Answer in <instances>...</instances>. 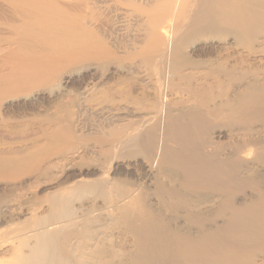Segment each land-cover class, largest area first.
<instances>
[{"label": "bare ground", "instance_id": "obj_1", "mask_svg": "<svg viewBox=\"0 0 264 264\" xmlns=\"http://www.w3.org/2000/svg\"><path fill=\"white\" fill-rule=\"evenodd\" d=\"M111 6L114 8L113 10L121 16V20L125 25L130 22L129 31L126 34L124 41H117L112 38L111 34L102 28L103 10L107 8L109 9ZM192 9L196 11V17L199 19H197L198 22H193L189 25L187 21L183 22V20H185V16L188 11ZM205 10L209 11L208 15L202 12ZM198 43H211V46H214L219 53L222 50H225L226 57L231 62H234L235 57H238L240 58V62L250 68L261 64L264 61V0H0V115L6 102L13 100H23L25 102H29L32 106L31 108H33L32 111L38 112V105L47 110L49 104L61 99L76 82L78 84L75 86L77 90L73 100L77 101L78 105L94 103L96 104L95 106L99 107L100 105L113 100L115 96L113 94H116L118 99H116V96L115 99L118 102L116 103L115 100L113 102L111 101L113 103L112 108L116 106L113 109V121L110 122L112 128L106 132L105 136L107 138L102 137L100 141L106 140L108 147L115 151H120L123 144L126 146L131 144L132 146L136 140H138L137 143L142 147L145 154L144 156H141L144 158L141 161L142 166L150 174L153 171L155 172L157 168H160L159 166L162 165L161 163L165 161L168 162V159L166 158L170 157H167V154L164 157L163 154V142L166 136H164V133L167 126L169 127L168 124H173L170 123L171 119H173L172 116L174 117L177 114L181 115L177 111L176 106L181 103H185L186 100L184 98L186 97H180L181 95L178 93V88L180 82L184 79L183 77L190 74H186L185 70L191 69L189 67V62L192 61L191 54L194 52V48ZM219 57L220 56H218V58L209 59L208 65L213 66L216 64L220 60ZM243 64H241L240 67H242ZM147 70L151 72L150 74L152 77L154 76L153 78L148 77L151 79L152 84L149 91H146V87L142 85L145 80H149L147 78ZM190 71L191 70H189V72ZM110 76L111 78H109ZM88 77H95V80L90 83L82 84L84 79ZM109 81L112 82L109 83ZM260 83H262V78L259 76L248 78L245 82L247 85ZM202 84L201 86H203ZM218 88L220 89L219 86ZM193 89H195V87ZM198 89L196 90L198 91ZM244 89H246V86ZM196 90L192 91L196 93ZM194 93L191 92L188 95H193ZM202 94H204L203 91ZM192 95H190V97ZM196 97L199 96L197 95ZM202 97L203 96H201V98ZM189 98H186L187 101H189ZM201 98L199 99L200 102ZM196 99L198 98L191 100L190 105L192 101H197ZM140 101L142 105H140ZM225 101L227 103V100ZM114 103H116V105H114ZM133 104L136 105L135 108L139 107L140 109H132L133 106L131 107V105ZM99 108H101V106ZM184 111L182 110L180 112L183 113ZM184 114H186V112ZM206 118L207 117H205V119ZM210 122L211 121H209V123ZM75 123L77 129H84L81 125L83 122L81 123L77 120ZM55 125L57 126L52 127L48 132L49 137L47 141L59 142L62 138H64L65 140L59 143L58 146L61 147L65 142H67V147L68 145L71 146L77 133L76 129L73 127L71 114L68 115L67 120L55 123ZM83 125L85 124L83 123ZM93 126L94 125L86 128L85 130H88L89 132L92 130L99 131L97 129L98 125L95 127ZM151 127H154L157 131V136L153 138L152 143V140H149L147 137V133H149V129ZM38 129L41 130V126H39ZM48 129V127L44 128V130ZM100 129L102 131V128ZM207 130L210 131L212 129ZM207 130L204 131L207 132ZM167 132L169 134L168 130ZM98 133L100 132H97V134ZM200 133L202 134L203 131ZM87 135L88 134H86V136ZM83 136H85V134ZM203 136L205 137V135ZM207 138V140H209V137ZM212 142L213 140H211V143ZM211 143L207 142V144ZM245 144L248 146L249 143ZM249 145L253 146L251 143ZM58 146H56L57 150H59ZM134 146H136V144ZM252 146H250V148ZM18 147L19 148L14 151L15 154L22 153L28 148L27 145H20ZM245 148L248 150V147L244 146V149ZM252 148V152L254 153L253 150H255L256 147L255 149L254 147ZM12 149L13 148L3 149L1 147L0 154L7 153L5 152L6 150ZM85 150V146H76L71 154V157L74 160L75 157H78V155ZM139 151L143 154V151L140 149ZM164 153H167L166 149ZM135 154L138 153H134V156ZM260 154L262 155V153H259V155ZM250 157H242L245 159L244 162L246 167L248 165L251 167L252 164L258 160L255 159L254 161V159L252 157L251 159ZM67 160L69 159H64L62 163ZM240 162L242 163V161ZM241 163H239V167ZM29 166H33V162L29 160H25L23 162L0 161V173L8 172V174L14 175L24 167ZM242 166H244V164ZM250 167H247L246 171L256 169V166ZM45 168H47V166H45ZM157 170L156 172H158ZM58 171L60 173L62 170L58 169ZM185 176L187 177V175ZM122 182L124 181H119V183ZM141 183L138 185L139 187L141 186ZM135 185L137 186V183ZM184 187L186 186L184 185ZM122 188H125V186L123 187L122 185ZM134 188L129 189L119 196L111 194L106 195L103 193L102 187L101 189L99 188V191L96 194L97 196L103 194L104 200H106L105 197H109V202L107 200L106 201L108 202L107 205L109 204L110 206H108V209L106 207V210H101L107 212L104 217H107L108 219L112 218L113 220L120 215L131 218L134 213L130 212V210L137 208L142 209V213L140 212L141 215L148 212V209L151 207H146L144 204L146 202L142 201L140 193ZM170 188L168 187V189ZM181 188L182 186L180 189ZM182 189L184 190V188ZM228 189L229 188H226L227 191ZM211 190L214 191L215 189L212 188ZM217 190L215 191L217 192ZM177 191L178 190H176V192ZM185 191L187 190L185 189ZM223 191L224 193L226 192L225 189H222V191L220 190V192ZM193 192H195V189L192 190V193ZM202 192L204 191L202 190ZM242 192L244 193V191ZM168 193L169 192H167V194ZM170 193L176 195L173 192ZM177 193H179V191ZM195 193H197L198 196L200 195L197 190ZM212 193L213 192H211V194ZM213 194L216 193L214 192ZM221 194L222 193H220L219 196H222ZM174 195L172 196H177ZM179 195L177 197H180V201L183 195ZM225 195L230 196V193ZM184 197L186 196H183V198ZM217 197L218 196L214 198ZM78 198L79 195L76 190H73L67 196H56L52 201L53 206L50 208V213L52 215L48 213L51 217L50 220L53 221L47 223L50 220H42L28 233L23 234L21 237V246L18 244L19 242H17V240H21L19 238L20 235L11 238H5V236L0 235V264H117L115 260L124 257V253H128L127 255H130L129 252L124 251H128V249L132 246V243L122 238V236V239L119 242H122V249L120 250L124 253L120 254V251V253H118L117 250L119 248H116L117 250L114 251V242L116 241H113L112 236L109 235L107 231L109 229L96 225V213L94 215V211L92 212L90 210H86L88 207L87 204H75L77 201L81 200ZM219 198L220 197H218V200ZM168 199H170V197H168ZM188 199L187 200L189 202L190 198L188 197ZM231 199L230 202L233 200ZM228 200L223 201V203ZM194 201L196 202V200ZM250 201L252 200L250 199ZM184 202L186 203V199L182 203L184 204ZM211 203L209 205H212ZM189 204L190 203H188V205ZM193 204L194 203L191 205ZM220 204L218 207L219 211L216 213L224 212V210H220ZM226 204L224 203L222 206ZM253 204H255V202ZM232 205L228 206L229 209H233V207H231ZM255 205L261 206L259 204L257 205V203ZM170 206H172V204ZM176 206L178 207V205ZM176 206L174 208H177ZM222 206L221 208H228ZM169 207L168 210L174 209L172 207H170L172 208L170 209ZM246 207L247 206H245V208ZM191 209H193V207ZM259 209L262 208L259 207ZM162 210L164 211V209ZM177 210L178 209H176V212ZM210 210L212 209L210 208ZM6 211L12 212L13 209H11L10 205L0 206V213H4ZM104 212H98V214L102 213L103 217ZM24 214H27V212ZM129 214L132 216L129 217ZM163 214L166 215V212ZM152 215H154L153 212ZM201 215L202 214L199 216ZM197 216L198 215H195V217ZM213 216L215 217V215ZM195 217L193 218L195 219ZM202 217H204V214ZM193 218H191V220H193ZM241 218L244 219V215ZM260 219L261 218H259V220ZM261 220H264V218ZM164 222L167 221L165 220ZM247 222L252 221L248 220ZM258 222H255V226L257 224L260 225L263 221L260 223ZM235 224L239 225L238 223ZM165 225L167 226L166 223ZM202 225L200 226L201 228ZM245 225L243 226L242 220V229L245 228ZM250 226L253 227L254 225L251 224ZM250 226L249 228L247 227L246 230L255 229ZM232 228L234 229L233 226L230 229ZM242 229L240 228L241 231ZM168 230L166 231L170 232ZM256 230L257 229L253 231L250 230L251 232H244V229L242 233H238L236 231L237 234L234 235H232L234 230H227L226 232H231V234L224 236L227 234L224 232L225 234L223 233V240L217 233L218 239L214 238L215 242L209 240L213 243V247L211 246V253L209 252L211 255L209 259L210 264H264V243H261L264 242V230ZM188 231L186 229V232ZM197 231L199 230L197 229ZM200 231V233L205 232L202 230ZM114 232L116 233V231ZM176 233L174 232V234ZM118 234L120 235V233ZM180 234H177L178 236L175 237L179 238L182 242L180 239L182 236L179 237ZM192 234L195 233H188L187 236ZM167 236L172 239V235ZM29 237H33L30 242L27 241ZM184 238H187L185 239L187 242L192 240V237H190L191 239L189 237ZM51 239H53V245H51ZM164 239L166 240L167 238ZM166 241L168 243L170 239ZM209 241L208 243L210 244ZM208 243L206 244L208 245ZM185 244L186 243H183L181 245L185 246ZM166 245L172 247L170 243ZM177 245L180 244L178 243ZM181 245L179 248L177 246V249H180V247H182ZM188 245L189 244H187V246ZM194 245L195 244L193 243L191 246ZM116 246L118 247V245ZM189 246L187 249L190 248ZM140 248L141 247H139V250ZM203 248L210 247L205 246ZM184 249H186V246ZM193 249H196V247ZM165 250L167 251L166 248ZM185 251L194 252L195 250L189 249L184 250V252ZM167 253H169V251ZM129 257L132 259V256Z\"/></svg>", "mask_w": 264, "mask_h": 264}, {"label": "rangeland", "instance_id": "obj_2", "mask_svg": "<svg viewBox=\"0 0 264 264\" xmlns=\"http://www.w3.org/2000/svg\"><path fill=\"white\" fill-rule=\"evenodd\" d=\"M113 9L114 8L111 6L109 9L107 8L103 10L102 28L111 34L112 38L116 39L117 41H124V38L129 31L130 22L125 25L121 20V16H119ZM202 12L208 15L209 11L205 10ZM196 15L197 14L195 10H189L183 22L187 21L189 25L193 22H198L197 19L199 18L196 17ZM218 56H220V60L213 66H209L208 60L212 58H218ZM191 59L192 61L189 62V67L191 68L189 70L191 71L189 72V70H185L186 74H190L186 75V77H183L184 79L180 82L178 93L181 95L180 97L183 96L182 98H189L190 95H192H188L189 93H194V91L198 89L202 83L203 86H201L198 91L196 90V93L192 95L193 97L191 96L189 98V101L184 98L186 100L185 103H181L179 104L180 106H176L177 111L181 115L177 114L178 116L175 115V118L172 116L173 119H171L170 123L173 124L168 125L173 129H170L167 126L164 133V136L166 135L164 138L166 141L164 140V142H167L168 144L163 142V154L164 157L166 154L167 157L170 156V159L166 158L168 159V162L165 161L161 163L163 167L160 165V168H157L158 170L156 169L158 172L155 170V172L153 171L150 174L142 166L141 161L144 158L141 156H144L145 154L142 147L137 143L138 140H136L134 143L136 146H131V144L126 146L123 144L120 151H115L108 147L106 140L100 141L102 137L107 138L105 134L109 129L112 128L110 122L113 121V109L116 107L114 106V108H112V102L114 100L116 103L118 102L116 100L118 99L116 94H113L116 96V99L114 96V99L111 100L112 102L108 101L100 105L101 108H99V105V107L95 106L96 104L94 103L78 105L77 101L73 100L77 90L75 86L78 83L76 82L61 99H58L56 102H52L51 104L47 103L49 104L47 110L38 105V112L32 111L33 108H31L32 106L30 103L23 100H13L6 102L0 115V148L13 149L6 150L5 152L7 153L0 154V161L23 162L25 160H29L33 162V166L24 167L14 175H10L8 172L0 173V206L10 205L11 209H13L12 212L6 211L4 213H0V235L5 236V238H11L20 235L19 238L21 239L23 234L28 233L42 220L48 221L51 219L49 216V214L52 215L50 213V208L53 206L52 201L56 196H67L73 190H76L79 195L78 199H81L75 204H87L88 207L86 210H90L92 212L94 211V215L96 213L95 216H97V220L95 221V224L109 229L107 230L109 235L112 236L113 241H116L114 242V251L117 250L116 248H119L117 252H121L120 254L129 252L130 255H127L128 253H124V257L115 260L117 264H121L122 262V264H210V251L212 250L213 243L209 240L214 241V238L218 237L217 233L220 235V238L222 237L223 240V235L225 234L224 232L227 230H234L232 235L237 234V232L242 233L244 229V232H249L250 230L253 231L255 229L264 230V220H261L264 218V188H262L264 187V61L261 64L250 68L240 62V58L235 57V61L237 62L236 64L235 61L234 63L227 59L225 50H222L219 53L214 46H211V43H198L194 48V52L191 54ZM241 64H243L242 67H240ZM150 73L151 72L147 70V78L152 77ZM253 76H259L262 78V83L255 85L245 84L246 80ZM109 78H111V76ZM148 79L150 81L145 80L142 84L144 87H146V91H149V89L152 87L151 79ZM94 80L95 77H88L84 79L82 84L90 83ZM111 82L112 81H109V83ZM144 84L147 85L145 86ZM245 86L246 89H244ZM194 87L195 89H193ZM202 91L204 94H202ZM196 94L200 98L203 96L201 98V102L199 101L200 98L196 97ZM195 98H198L196 99L197 101H192L193 104L191 103L190 105L191 100H195ZM225 100H227V103ZM116 103H114V105H116ZM139 103H141V101ZM140 105H142V103ZM135 106L136 105L134 104L131 105L132 109L139 108H135ZM179 110L185 111L181 113ZM69 112L72 117L73 127L77 132L75 140L72 141L73 144L71 146L68 145L67 147V142H65L61 147H59L58 144L64 141V138H62V140L59 142H48V132L50 129L57 126L55 123L67 120L68 115H70ZM185 112L186 114H184ZM205 117L207 118L205 119ZM77 120L85 124H81L82 128L84 129H77L75 123ZM209 121L211 122L209 123ZM89 125H94L93 127L98 125L97 129L99 131L92 130L89 132L88 130H85L86 128L90 127ZM39 126H41V130L38 129ZM47 127L49 129L44 130V128ZM100 128H102V131ZM206 128L212 130L209 131ZM149 130L150 131L147 133V137L149 140H152V143L153 138L157 136V131L154 127H151ZM167 130L169 131V134ZM204 130H207V132ZM202 131L203 133L201 134L200 132ZM97 132H100L101 134H97ZM82 134H85V136ZM86 134L88 135L86 136ZM203 135H205V137ZM207 137H209V140H207ZM203 140L210 143L211 140H213V142L211 144H207V142ZM245 143H251L253 146L249 144L246 146ZM20 145H27V150L22 153L15 154L14 151L17 150L19 148L18 146ZM56 146H58L59 150H57ZM76 146H85L86 150L73 160L71 154L73 153ZM244 146L248 147V150H246V148L244 149ZM250 146L254 147V149L256 147V149L253 150L254 153L252 152L253 148H250ZM139 149L143 151V154L139 151ZM165 149L167 153H164ZM256 151L262 153V155L260 154V156ZM136 152L138 154H135L134 156V153ZM243 156H251L254 161L255 159H258L259 161L256 160L257 162H254L251 166H256V169H250V171H246L247 167H250V165L247 167L245 166V159L242 158ZM66 158L69 160L62 163V161ZM238 160L242 161V163L244 162V166H242L243 164ZM238 162L242 164H240V167ZM45 166L49 168L47 169ZM55 167L61 169L64 172L61 171L59 173L60 170L58 171V169ZM185 175H187V177ZM258 177L261 178L259 179ZM121 180L124 182L119 183ZM139 182H143L141 183L140 187L138 186L140 185ZM186 182H189L190 184ZM136 183L137 186L135 185ZM122 185L123 187L125 186V188H122ZM184 185L186 187H184ZM181 186L184 188V190L182 188V190L180 189ZM101 187L104 194H111L115 196H119L129 189H133L135 187L134 189H137V191L140 193V198L142 201L146 202L144 203L146 207H151L148 209L150 212L148 211L141 215L142 209L137 208L134 210L131 209L133 211L130 210V212L134 213L133 216L131 215L132 217L130 216L131 213L129 214V217L131 218L126 216L123 217L121 215L116 217L114 220L112 218H105L104 216H106L107 212L101 210H106V207L108 209V206H110L109 204L107 205L109 202V197H105V199L108 201L107 202L104 200L103 194L98 196L96 195L99 191V188L101 189ZM168 187L171 188L168 189ZM212 188L215 190L218 189L217 192L215 190H211ZM226 188H229L228 191ZM185 189L187 191H185ZM194 189L195 192L196 190L198 191V194H200L199 196L195 192L192 193V190ZM222 189H225L227 193H230V196L225 195L227 193H224V191L220 192ZM176 190H178L179 193H177L178 191L176 192ZM202 190L204 192H202ZM241 190L244 191V193ZM210 191L213 193L215 192L216 194H211ZM167 192L169 193L167 194ZM170 192L175 193L177 196L179 194V196H186L184 197L186 199V203H182L185 201L183 196L179 201L180 197H177ZM219 192L222 193V196H219ZM172 195L176 197H173ZM215 195L220 197L219 200L218 197L214 198L216 197ZM187 196L190 198L189 202ZM168 197H170V199H168ZM230 199L232 202H230ZM250 199L252 201H250ZM194 200H196V202ZM226 200L228 201L224 203L227 204L222 206L224 204L223 201ZM187 202L190 204L188 205ZM252 202H255V204L257 203V205L259 204L261 206H256ZM192 203L194 204L191 205ZM199 203H202L203 205ZM210 203L212 205H209ZM171 204L172 206H170ZM219 204L222 207H228L233 204L231 207L236 210H233L232 208H230L232 209L230 210L229 207L227 209L221 208L220 206V210H224V212L216 213L219 211ZM174 205H178L179 208L177 206V208H174ZM190 205L193 207V209H191L192 207ZM169 206L174 209L168 210ZM245 206L247 207L245 208ZM194 207L197 211L194 209ZM209 207L213 211L210 210ZM259 207L262 209H259ZM162 209H164V211ZM176 209H178L177 212ZM25 212H27V214H24ZM98 212H104L103 217L102 213L98 214ZM152 212L154 215H152ZM165 212L166 215L163 214ZM198 213L202 215L199 216L200 214ZM203 214L204 217H202ZM195 215L198 216L195 217ZM213 215H215V217ZM243 215L244 219L241 218ZM189 217H195V219L193 218V220H191ZM237 217L241 219H238ZM245 217L246 219L248 218L247 221L249 220L252 222H247ZM259 218L261 219L259 220ZM165 220L167 222H164ZM242 220L243 226L247 224L245 225L244 229H242ZM51 221L53 220H50L47 223ZM255 222H261V224H257L255 226ZM235 223H238L239 225ZM248 224H253L254 226L252 227ZM201 225L202 228L200 227ZM232 226L234 229H230ZM249 226L255 229L246 230L247 227L249 228ZM196 228L199 231H197ZM186 229L189 231L186 232ZM166 230L170 232L172 231L173 234L174 232L178 233L174 234L173 236L172 232L170 233ZM200 230L205 232L200 233ZM114 231H116V233ZM190 231L191 233L195 234H192L193 236H187L188 233L191 234ZM117 232L120 233V235ZM226 233L227 234L224 236L231 234V232ZM177 234H180L179 237L182 236L180 239L183 243H186V249H184L185 246L181 245L183 243L179 240V238L175 237L178 236ZM167 235H172V239ZM183 235L184 237H192V240L189 242H187V240L185 241L187 238H184ZM121 237L132 243V246L128 249V251L123 252L120 250L122 249V242H119L122 239ZM164 238H167L166 240L170 239V241H172H168L172 247L166 245L168 243ZM32 239L33 237H29L27 241L30 242ZM17 242H19L18 244L21 246L22 239L17 240ZM52 242L53 239H51V245H53ZM178 243L182 246L180 249H177V246L178 248L180 246L177 245ZM193 243L195 245L191 246ZM206 243H208V245ZM187 244L190 245H188L190 247L188 249ZM116 245H118V247ZM138 246L141 247L140 250ZM205 246L210 248H203ZM192 247H196V249H193ZM189 249L195 250L194 252L196 253L192 251L184 252V250ZM168 251L170 254L167 253ZM127 256H132V259L131 257L128 258Z\"/></svg>", "mask_w": 264, "mask_h": 264}]
</instances>
